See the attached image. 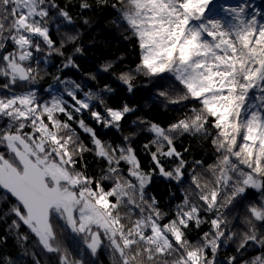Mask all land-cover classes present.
<instances>
[{
    "label": "snow or ice",
    "instance_id": "snow-or-ice-1",
    "mask_svg": "<svg viewBox=\"0 0 264 264\" xmlns=\"http://www.w3.org/2000/svg\"><path fill=\"white\" fill-rule=\"evenodd\" d=\"M70 3L0 0V204L14 217L7 230L21 255L32 264H41L38 253L44 264H89L101 250L110 264H264V8L252 0H78L73 14ZM101 8L135 40L138 62L119 72L117 61L105 62L79 82L61 76L80 70L66 54V46L83 52L77 20L87 26L83 13ZM54 56L63 60L50 73ZM102 74L129 95L143 78L153 103L176 115L166 125L137 116L125 135L139 109L109 104L116 89L99 86ZM98 129L118 135L103 139ZM142 134L151 138L138 148ZM182 137L209 144L212 162L190 158ZM88 154L101 167L90 171ZM157 177L179 192L173 203L169 189L167 211L148 191Z\"/></svg>",
    "mask_w": 264,
    "mask_h": 264
},
{
    "label": "trees",
    "instance_id": "trees-1",
    "mask_svg": "<svg viewBox=\"0 0 264 264\" xmlns=\"http://www.w3.org/2000/svg\"><path fill=\"white\" fill-rule=\"evenodd\" d=\"M67 2V0H61V6ZM78 0H71L69 4L70 11L74 14L77 9L72 7L73 4H76ZM115 2V0H112ZM254 6L258 8H264V0H252ZM84 16L90 18V24L85 26L83 24L82 19H78L76 26L79 28L82 33L78 44L83 48V52L80 54L72 53V48L74 46H66L67 51L66 54H73V59H75L76 63L80 66L79 72L74 69H66L61 73V76H68L76 79L78 82L81 80H87V74L97 72V69L100 65L104 64L108 61H117L114 65V70L119 72L124 68L125 65L134 67L135 63L138 62V52L139 50L135 47L134 39H125V36H130V33L125 30L124 26H117V24L113 23V20L116 19L115 11L111 9H93L92 11H87L83 13ZM53 38L59 42V34L53 30ZM123 57L122 61L117 60L118 57ZM63 58L54 56L52 58L53 67L49 68L48 71L50 73L56 72V67H58L62 63ZM99 86H102L103 83L110 84L113 88L116 89L115 95L109 98V104L114 106H119L123 104L125 101L130 104H134L138 107V111L130 115L125 123V128L123 132L125 135L129 133L132 129L127 127L128 124L132 120H134L137 116H144L148 119H153L157 123H162L166 125L171 121V119L176 115L171 111H165V109L157 103H153L150 99V91L146 90L144 87H139V85H143L146 81L143 78H138L136 83L138 85L137 89L129 95L123 88V86H118V83L114 81V79L110 76L101 75L98 77ZM51 83L49 78H45V81H42L41 84L43 87H47V84ZM95 82H89L88 87H93ZM91 123V121H88ZM98 133L102 136L103 139H113L118 134L114 130L104 131L102 129H98ZM150 136L142 134L140 137H137L134 146L138 147L145 143ZM189 137H182L180 141H178V145L183 143L184 145L192 144L193 145V154L190 158L201 159L205 158L206 163H211V158L205 157V152H210V145L205 143L203 148H200L197 145V140ZM87 142V138L85 137ZM86 159L90 162V171L101 167L94 158L88 154L86 155ZM144 163L147 164V157H144ZM177 192V201H173V203L178 202L179 192L177 191V186L174 183H169L162 177H157L153 180L152 185L149 187L148 191L157 196V199L160 200L161 206L164 207V210L167 211V197L169 189ZM9 205L8 204H0V258L3 257H11L18 261H22V264H32V260L30 256L21 255V249L17 245L14 237L8 233V225L11 224L12 219L14 217L8 216L4 217L3 213L7 212ZM203 230H206L203 229ZM21 231H25L24 228H21ZM198 235L195 231L191 234L190 238H195ZM8 236L6 242H4L3 237ZM25 247H29V245H25ZM36 251L35 249H32ZM234 251L233 246L227 247L224 251L220 253V256L223 258L226 255L232 254ZM38 258L41 259V264H44L45 257L40 256L38 253ZM47 259L49 261H54L56 259L54 254H48ZM89 260V264H91L92 260H95V264H110L109 255L107 252L101 250L96 258L87 257Z\"/></svg>",
    "mask_w": 264,
    "mask_h": 264
}]
</instances>
